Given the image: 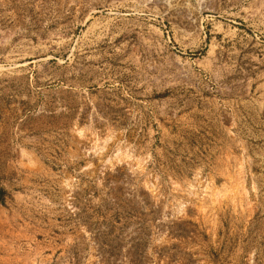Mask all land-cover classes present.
Wrapping results in <instances>:
<instances>
[{
	"label": "rangeland",
	"instance_id": "obj_1",
	"mask_svg": "<svg viewBox=\"0 0 264 264\" xmlns=\"http://www.w3.org/2000/svg\"><path fill=\"white\" fill-rule=\"evenodd\" d=\"M0 264H264V0H0Z\"/></svg>",
	"mask_w": 264,
	"mask_h": 264
}]
</instances>
